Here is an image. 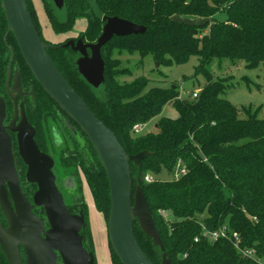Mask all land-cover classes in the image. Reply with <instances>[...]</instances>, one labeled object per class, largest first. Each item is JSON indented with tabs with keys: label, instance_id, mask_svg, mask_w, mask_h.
<instances>
[{
	"label": "trees",
	"instance_id": "trees-1",
	"mask_svg": "<svg viewBox=\"0 0 264 264\" xmlns=\"http://www.w3.org/2000/svg\"><path fill=\"white\" fill-rule=\"evenodd\" d=\"M25 2L41 41L49 45L47 54L73 90L115 135L127 156L148 153L140 166L129 162V172L132 201L140 187L164 249L155 246L133 220L134 237L152 264H161L163 253L171 264L264 261V106L235 107L224 98L226 80L215 79L209 70L223 61L231 65L244 62L249 70L264 67V0H64L62 18L50 0H41L51 29L59 37L68 36L76 22L83 20L84 30L73 39L94 44L105 24L103 17H117L144 28L143 33L113 37L101 47L104 83L98 89L78 72L79 55L58 47L70 38L58 45L45 41L32 1ZM6 32L0 0V97L5 102L6 121L13 114L5 89L12 52L11 68L19 76L22 91L30 92L22 101L25 118L35 130V144L52 157L58 186L72 178L75 189L68 191L69 200L64 202L69 213H82V245L94 257L80 175L107 229L110 197L105 171L86 135L37 83L13 35L5 37ZM124 53H137L141 59L151 56L158 66L166 67L197 57L195 75H202L205 83L196 98L181 99L176 86L150 87L144 77L120 82V76L129 75L121 67ZM169 103L177 118L160 117L156 133L133 134V126L160 116ZM55 134L60 145H56ZM16 157L20 186L30 201L36 186L25 183L26 167ZM178 165L185 168V174L175 178ZM162 173L170 178L158 179ZM42 211L35 207L34 212ZM0 221L6 227L1 213ZM222 226L236 233L242 250H252L254 258L243 256L228 240L211 242L203 236ZM107 242L110 263L121 264L108 236ZM21 257L25 264L22 250ZM0 264H9L1 249Z\"/></svg>",
	"mask_w": 264,
	"mask_h": 264
},
{
	"label": "water",
	"instance_id": "water-1",
	"mask_svg": "<svg viewBox=\"0 0 264 264\" xmlns=\"http://www.w3.org/2000/svg\"><path fill=\"white\" fill-rule=\"evenodd\" d=\"M50 2L58 12L63 13L64 0ZM1 5L7 22L5 37L8 33L13 35L34 79L86 135L105 171L110 197L107 236L112 251L121 264H152L134 237L133 220H137L142 232L152 239L155 246L162 252L164 249L140 187L135 189L132 201L129 172V162L140 166L148 153L143 151L127 156L115 135L73 90L47 54L49 45L41 41L25 0H1ZM102 20L105 24L94 44L69 40L58 46L80 54L76 62L77 70L93 89H98L104 83L101 47L113 37H126L144 31L142 26L117 17H103ZM10 53L7 91L13 60V54ZM15 79L18 82L12 89L19 92L17 73ZM19 106V122L16 123L18 108L14 100V118L8 126H4L5 102L0 97V210L7 222L6 228L0 223V249L9 264H22L20 248L23 250L25 264H58V259L61 264H95L93 255L82 245L80 231L85 226L84 217L81 212L69 213L52 171L54 162L37 148L35 130L27 122L22 104ZM8 131L16 136L17 153L26 167L25 181L36 186L32 203L21 189ZM54 137L56 145H59L57 134ZM33 207L42 208L47 228L44 221L32 213ZM161 264H171L165 253L161 256Z\"/></svg>",
	"mask_w": 264,
	"mask_h": 264
},
{
	"label": "rangeland",
	"instance_id": "rangeland-1",
	"mask_svg": "<svg viewBox=\"0 0 264 264\" xmlns=\"http://www.w3.org/2000/svg\"><path fill=\"white\" fill-rule=\"evenodd\" d=\"M31 1L34 5L36 14L38 16L40 28L42 29L43 38L48 40V42L53 45H58L64 42L61 37L53 33L50 23L46 15L44 14L45 12L41 0H31ZM188 21L195 24L204 23V21L201 19H196V20L188 19ZM84 25H85V21L83 20L77 21L74 27L75 31L83 29ZM120 59H121V67L129 71V75L120 76L118 78V81L120 82L129 83L137 77H144L149 80L150 87L169 88L176 86L177 89L179 90L181 99L190 96L192 93L198 94L200 91V87H202L203 84L205 83V80L202 75L200 74L195 75V68L198 65L197 57H191L184 64H172L170 67H166L162 65L156 66V62L153 60L151 56H146L141 59V57L137 53H133V54L124 53L120 56ZM209 70L215 79L220 78L226 80L225 83L226 92L224 98L228 100L235 107L240 108V107L252 106L256 108L259 106H264V67L262 65H260L256 69L249 70L245 68L244 62H237L235 65H231L229 61H223L222 64L220 65H217L216 63L212 64L209 67ZM17 82L18 81L16 79L13 80V85ZM160 117L175 119L177 118V113L172 108L170 103L167 104L163 108L161 115L152 119L147 124H145L146 127L144 128L143 133L138 135H142L145 133H156L157 129L155 127V123ZM18 122L19 121L17 119V123ZM134 135L137 136V134ZM14 156H16V154ZM17 163H18V159L16 157V166H18ZM17 169H18V173H20L21 169L19 168V166L17 167ZM25 172L26 169L24 171V175ZM175 172L176 171H174V175ZM157 178L160 180H167L170 177L166 175V173H162ZM80 181H81V191H82L83 200L84 203L86 204L88 211L87 219L94 243L95 264H111L109 258L108 242H107V229L105 223L101 215L96 211L94 207L93 199L91 197L89 188L86 184L83 175H80ZM25 183L28 184L26 181ZM58 188L64 198V201L68 202L67 201L69 200L68 191L60 186H58ZM29 202L32 203V197ZM34 210L35 207H33L32 213L40 220H43L45 228H47L44 212L42 211L43 214L42 213L38 214L37 212H34ZM0 213L2 215L1 210ZM164 216L167 215L165 214ZM2 217L4 218L3 215ZM21 250L22 248H20V253ZM24 263H25V257H24Z\"/></svg>",
	"mask_w": 264,
	"mask_h": 264
},
{
	"label": "flooded vegetation",
	"instance_id": "flooded-vegetation-1",
	"mask_svg": "<svg viewBox=\"0 0 264 264\" xmlns=\"http://www.w3.org/2000/svg\"><path fill=\"white\" fill-rule=\"evenodd\" d=\"M44 9V8H43ZM45 14V13H44ZM58 14H60V17L62 18V13H58ZM46 15V14H45ZM84 30V28L83 29H81V30H78V31H75V29L72 31V32H70L69 33V35L67 36V35H62V36H60L62 39H63V41H65V39L68 37V38H70L69 40H73L74 41V43H76L78 40H80V39H77V40H74L73 38H75L77 35H78V33L79 32H82ZM58 36V35H57ZM66 37V38H65ZM68 40V41H69ZM45 41H47L48 42V40H46L45 39ZM67 41V42H68ZM66 42V43H67ZM83 44H85V43H83ZM77 53V52H76ZM87 53L88 54H90V52L89 51H87ZM78 55H79V57L77 58V59H79L80 58V54L79 53H77ZM15 73H16V71H14V70H12V68H11V74H10V83H9V91H7V89H6V83H5V89H6V94H7V96L10 98V100L12 101V103H13V114H12V116H11V118H10V120L9 121H6V114H5V118H4V122H3V125L4 126H8L9 124H10V122H11V120L14 118V100H16V103H17V108H18V121L20 120V104H22V106H23V101H22V99L23 98H25L26 96H28L29 94H30V92H24V91H22V88H21V83H20V91L18 92V91H14L13 89H12V85H13V78H14V76H15ZM6 81H7V74H6ZM19 82H20V79H19ZM24 110V109H23ZM17 123V122H16ZM8 134H9V136H10V138H11V143H12V155L14 154H16V155H18V153H17V145H16V136H15V134H13V133H11V132H9L8 131ZM58 139H59V137H58ZM59 145H60V143H59ZM14 149H15V151H14ZM13 155V158H14V164H15V168H16V172H18V169H17V167L18 166H16V156H14ZM48 155V154H47ZM48 156H50V155H48ZM19 157V156H18ZM51 157V156H50ZM51 159H52V157H51ZM53 160V159H52ZM54 162V161H53ZM52 171H53V174L55 175V178H56V182H57V176H58V173H57V171L55 170V163H54V165H53V168H52ZM60 187H62L63 189H66L67 191H70V192H72V191H74V189H75V186H74V184H73V181H72V178H65V179H63V181H62V184L60 185ZM77 206V205H76Z\"/></svg>",
	"mask_w": 264,
	"mask_h": 264
},
{
	"label": "built area",
	"instance_id": "built-area-1",
	"mask_svg": "<svg viewBox=\"0 0 264 264\" xmlns=\"http://www.w3.org/2000/svg\"><path fill=\"white\" fill-rule=\"evenodd\" d=\"M192 99L197 97V93H192L190 96ZM180 98V96H179ZM146 127L145 124H137L135 126H133V133L134 134H141L143 133L144 128ZM185 174V168L184 167H180L179 165L176 168V172L174 177L177 178L181 175ZM145 180L147 182H151V178L150 177H146ZM163 215H165L164 213H162ZM204 237H207L211 242H216L220 239H225L228 240L232 243L233 247L240 252L243 256L248 257V258H254V252L252 250H242V248L240 247V238L239 236L234 233V232H230L229 229L226 226H222L219 229L212 231V232H204L203 233ZM197 241V239H196ZM257 264H264V261L262 260H257L256 261Z\"/></svg>",
	"mask_w": 264,
	"mask_h": 264
}]
</instances>
